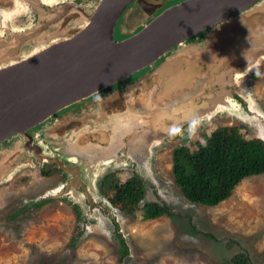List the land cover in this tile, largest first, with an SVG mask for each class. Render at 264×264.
Wrapping results in <instances>:
<instances>
[{"label": "rangeland", "instance_id": "1", "mask_svg": "<svg viewBox=\"0 0 264 264\" xmlns=\"http://www.w3.org/2000/svg\"><path fill=\"white\" fill-rule=\"evenodd\" d=\"M0 3L9 4V0ZM258 6H264V0ZM257 44L258 48L263 47L262 42ZM213 54L208 51L205 55L210 64L220 67L221 62L215 61ZM258 68L262 76L254 81L251 74ZM220 69L217 73L231 72L227 87L221 89L215 81L213 88H196L191 94L196 95L195 107L206 106V100L211 105L214 99L221 101L223 108L212 110L201 122L186 124L178 137L174 133L151 146L153 159L149 168L141 164L148 159L149 152L141 151L137 162L140 166L107 171L116 174L109 176L101 189L97 184L94 191L91 185L89 195L85 193L83 199L78 195L71 201L57 195L60 175L44 174L40 160L29 161L23 153L24 137L14 138L9 144L0 143V172L6 173L0 178V264H224L239 252L247 253L251 264H264V176L245 179L228 200L216 207L191 204L174 181L175 149L187 146L195 150L193 142L199 136L202 139L203 130L235 126L246 139L258 138V133L264 135V59L248 76H237L236 85L242 88L238 94L242 96L235 95L236 99L231 97L235 91L231 86L232 70L236 68ZM159 80L152 79L154 88L159 86ZM179 118L167 113L165 121H159L160 127L172 126ZM53 138L46 137L56 143L55 147L67 152L64 142L68 137ZM49 142L43 146L44 150L54 154L53 144ZM17 152H22V157L13 159L19 156ZM101 173L103 170L94 169V179L99 181ZM133 175L147 183L146 202L165 205V215L143 220L141 210L131 213L132 205L111 190L110 186L123 183ZM79 177L80 173L77 181ZM53 192L58 197L50 200L47 195ZM44 198L45 202L34 208ZM112 205L121 212L115 213ZM121 235L129 249L125 256L119 248Z\"/></svg>", "mask_w": 264, "mask_h": 264}, {"label": "water", "instance_id": "2", "mask_svg": "<svg viewBox=\"0 0 264 264\" xmlns=\"http://www.w3.org/2000/svg\"><path fill=\"white\" fill-rule=\"evenodd\" d=\"M127 1L129 0H125L122 6L112 8L101 6L96 16L104 11H112L115 13L111 20L99 28L87 27L82 34L81 40L86 39L90 44L99 42L101 45L99 53L88 47L83 48L84 54L81 57H86L83 60L92 63L91 69L74 68L64 72L65 61L60 62L59 56L52 54L53 51L18 61L19 64L13 62L11 67L0 69V143L25 134L76 101L88 98L107 86L120 83L135 72L150 66L172 49L173 53L160 68L152 74H146L131 86L130 92L139 89V95L136 97L133 94L124 110L107 117L106 124L92 127L109 131V137L113 141H121L126 135L133 134L134 146L140 152H149L148 157L153 159L150 147L158 145L164 139V132L170 131L167 133L169 137L183 125L210 116L212 106L223 108L220 107L223 103L214 99L211 105L206 100V106L195 107L193 102L196 95L191 94L196 88H213L215 81L221 89L227 87L231 72L221 74L217 70H229L232 66L236 68L232 70L233 75L231 74V86L235 88L231 97L242 96L238 94V90L242 88L236 85L239 72L248 76L264 59V30L257 32L264 28V6H258L260 0H186L166 9L150 24H144L137 34L118 42L114 40V26L127 7ZM94 21L95 19L91 23ZM97 23L102 24L96 22L94 26ZM89 30L91 36H88ZM202 33H205L202 43L194 48L189 45L182 46L185 41ZM97 35H101L102 39L96 40ZM257 42H262L263 47L258 48ZM208 51L214 52L215 61L221 62L220 67L210 64L205 55ZM2 52L4 50L0 49V56ZM155 77L160 79L157 88H154L152 82ZM188 104L192 107H188ZM186 110H189V115L194 116L186 118L185 121L175 120L172 126L160 127V122L165 121L167 113ZM187 116L182 115L183 118ZM194 117L196 118L193 119ZM98 136L101 137V143L106 144L108 138L105 133L99 131ZM257 137L264 141L263 133H258ZM66 139V153H77V158L79 155L88 156L85 154L88 150L106 151L99 141L97 144L83 141L82 134H76L75 138L68 136ZM109 147L107 144L106 148ZM59 166L66 170L61 164ZM96 167L97 165L93 168ZM5 174L0 172V178L3 179Z\"/></svg>", "mask_w": 264, "mask_h": 264}, {"label": "flooded vegetation", "instance_id": "3", "mask_svg": "<svg viewBox=\"0 0 264 264\" xmlns=\"http://www.w3.org/2000/svg\"><path fill=\"white\" fill-rule=\"evenodd\" d=\"M118 1L9 0V4L0 3L2 5L0 7V49L4 50V53L2 52L0 56V63L4 64H0V69L11 67L14 63L19 64L18 61L29 60L52 51L53 55L59 56L60 62L61 60L65 61L64 72L74 69L83 61L81 57L84 54L83 48L86 47L85 44L88 45L86 40H81L88 24H91V21L94 20V16L99 13L101 6H122L123 3L118 4ZM184 1L186 0H165L161 3L162 5L159 3L160 6L157 0L127 1V7L116 20L114 40L122 42L130 38L132 35L137 34L144 24H150L164 10ZM203 41L204 36L200 37L198 35L185 41L182 46L189 45L194 48L195 45ZM53 48L57 50H53ZM173 51L174 49L170 50L150 66L135 72V75H130L120 83L107 86L88 98L76 101L74 104L52 114L44 122L29 129L25 134L16 135L2 143L9 144L14 138L24 137L23 147L25 151L23 153L28 155L29 161L40 160L41 171L44 174L54 176L56 173L60 175V182L56 186V189H58L57 195L71 201H74L78 195L81 196L80 199L85 198V193L89 195L91 185L94 191L97 184L101 189L106 179L116 174V171L112 173L107 171L119 170V168L125 166L135 168L140 166V164H137L140 151H138L137 146H134L133 134L126 135L121 141H113L109 137V131H104L101 128L94 129L92 126L98 125L95 127L97 128L102 125V122L106 121L107 117L119 114L124 110L130 99H132L131 96L133 94L136 97L139 95V89H136L133 93L130 92L131 86L144 75L152 74L161 67ZM62 56H66L65 59H60ZM99 131H103L106 138H108L106 144L101 143L99 139L101 137L98 136ZM175 133L178 137V132ZM76 134H82V140L85 142L91 141L97 144L99 141L106 151L88 150L86 153L82 152L88 156L79 155L77 158V153L67 154L61 151V148L55 147V142H49L46 139L48 135L52 138H65L68 136L75 138ZM48 142L50 145L53 144L51 151H54V154L45 152L43 146ZM107 144L110 145L109 148H106ZM20 153L17 152L16 154H19V156L15 155L18 157H13V159L22 157L23 153ZM86 158L87 160H85ZM58 161L66 170L59 166ZM96 165V171L103 170L99 181L94 179L93 167ZM78 173H80V179L77 181ZM71 189H74V192ZM53 193L51 196L47 195L50 200L58 197L56 192ZM45 199L35 203L34 208H39V205L44 203ZM111 209L116 213L117 208L114 205ZM114 218L116 219V215ZM121 237L123 238L122 235L118 236V241L120 251L123 252V247L128 246L123 238L125 243L122 247V242L119 239Z\"/></svg>", "mask_w": 264, "mask_h": 264}, {"label": "trees", "instance_id": "4", "mask_svg": "<svg viewBox=\"0 0 264 264\" xmlns=\"http://www.w3.org/2000/svg\"><path fill=\"white\" fill-rule=\"evenodd\" d=\"M204 35L202 33L200 37ZM261 76V68L251 74L254 81H259ZM200 135L202 139L199 136L193 142L195 150L179 146L173 155L174 181L188 200L214 207L230 198L245 178L264 176V141L261 139H246L235 126L211 127ZM106 184L109 185V181ZM110 188L115 190L117 197L132 205L131 213L141 210L143 220H153L166 213L157 204L140 205L144 187L138 175ZM74 208L81 220L77 206ZM119 239L123 247L125 241L122 237ZM125 247L123 256L128 253V247ZM224 264H251V260L247 253L239 252Z\"/></svg>", "mask_w": 264, "mask_h": 264}, {"label": "bare ground", "instance_id": "5", "mask_svg": "<svg viewBox=\"0 0 264 264\" xmlns=\"http://www.w3.org/2000/svg\"><path fill=\"white\" fill-rule=\"evenodd\" d=\"M111 1H114V0H111ZM125 0H119L118 1V4H121V3H123ZM121 2V3H120ZM111 8L112 7H115V6H110ZM149 8V7H148ZM153 8H154V6H153ZM115 12H112V11H104L103 13H101L99 16H94V19H95V21H94V23H91V24H88V29H90V28H99V27H102V25L106 22L107 23V21L108 20H111V18H112V16H113V14H114ZM96 22H102V24H99L98 25V23L94 26V24L96 23ZM97 26V27H96ZM89 32V35L88 36H91V30H89L88 31ZM102 39V37H101V35H97L96 36V40H101ZM86 40V39H85ZM87 40H90V39H87ZM1 44V43H0ZM85 46L87 47V45L85 44ZM103 46V45H102ZM101 47V45H100V43L98 42V43H94V42H92V44H90V43H88V48L90 49V50H92V51H94V52H98L99 53V48ZM105 55V54H104ZM82 58H86V57H82ZM203 59V58H202ZM201 59V60H202ZM5 60V59H4ZM91 66H92V63L91 62H89V61H87V60H83V61H81L80 63H79V65L77 66V67H75V69H78V68H80V69H83V70H86V69H91ZM238 75H245L244 74V72H239V74ZM144 84H146V83H144ZM144 84H142V85H144ZM76 91H78V90H76ZM214 109H216V108H214V106H212L211 108H210V110L212 111V110H214ZM188 111L186 110L185 111V113H187ZM197 113H198V111H196ZM187 117H185V118H183V120L185 121V119L186 118H188V117H190V116H194L193 114L191 115H189V113H187V114H185ZM196 115V114H195ZM196 117H194L193 119H195ZM181 124V123H180ZM162 132H164L163 130H162ZM161 132V133H162ZM170 132V131H169ZM169 132H164L162 135L164 136L163 138H165V137H167L168 135H167V133H169ZM160 133V134H161Z\"/></svg>", "mask_w": 264, "mask_h": 264}, {"label": "clouds", "instance_id": "6", "mask_svg": "<svg viewBox=\"0 0 264 264\" xmlns=\"http://www.w3.org/2000/svg\"><path fill=\"white\" fill-rule=\"evenodd\" d=\"M164 1H165V0H157V3H158V5H159V3L161 4V3L164 2ZM260 1H261V0H260ZM164 11H165V10H164ZM164 11H163V12H164ZM163 12H162V13H163ZM162 13H161V14H162ZM158 16H159V15H158ZM158 16H157V17H158ZM217 26H218V25H217ZM215 28H216V27H215ZM142 29H143V27H142ZM142 29H141V30H142ZM141 30H140V31H141ZM140 31H139V32H140ZM164 56H165V55H164ZM159 68H160V67H159ZM132 75H133V74H132ZM234 98H235V97H234ZM194 108H195V107H194ZM198 108H199V107H198ZM187 111H189V110H187ZM173 115H177L178 117H180L179 119H183L182 115H180V111H179V112L176 111V112H174L173 114H170V117L173 116ZM208 117H209V116H208ZM203 119H204V118H203ZM203 119L196 120V121L201 122V121H203ZM189 123H190V122H189ZM192 123H193V122H192ZM187 124H188V123H187ZM185 125H186V124H185ZM185 125H183V126H185ZM183 126H182V127H183ZM181 129H182V128H181ZM181 129H178L177 132L181 131ZM175 135H177V133H175ZM257 139H259V138H257ZM262 141H263V140H262ZM150 159H151V158L148 157V160H147V162L145 163V165H147V167L145 166V168H149V167H150V164H152V161H151L152 159H151V160H150ZM149 163H150V164H149ZM139 177H140V176H139ZM251 177H258V176H251ZM248 178H250V177H248ZM140 179H141V177H140ZM245 179H247V178H245ZM245 179H244V180H245ZM244 180H242V181H244ZM143 184H145V182H143ZM240 184H241V183H240ZM238 186H239V185H238ZM238 186H237V187H238ZM143 187H144V197H143V199H142L140 205H141V206H144L146 203H151V204H154V205L157 204V205L161 206V208H164V210L167 212V210L165 209V208H166L165 205L163 206L162 204H160V203H158V202H154V201H152V202H146L145 198H146V196H147V195H146V193H147V191H146L147 183H146L145 185H143ZM237 187H236V188H237ZM236 188H235V190H236ZM235 190H234V191H235ZM234 191H233V192H234ZM181 192H182V191H181ZM182 194H183V193H182ZM183 196L185 197L184 194H183ZM185 199H186L188 202H190L191 204H193V205H201V204H198V203H196V202H192V201L188 200L186 197H185ZM228 199H229V198H228ZM228 199H226V200H228ZM226 200H225V201H226ZM225 201H223V202H225ZM223 202H221L220 204H222ZM220 204H218L217 206H219ZM201 206H203V205H201ZM74 207H75V206H74ZM205 207H208V206H205ZM214 207H216V206H214ZM116 208H117L118 211H120V209H119L118 206H116ZM120 212H121V211H120Z\"/></svg>", "mask_w": 264, "mask_h": 264}]
</instances>
